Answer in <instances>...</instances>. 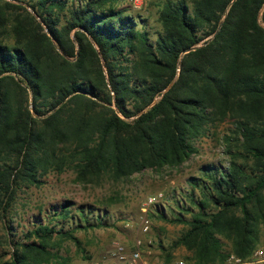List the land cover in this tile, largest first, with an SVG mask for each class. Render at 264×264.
<instances>
[{"label":"trees","instance_id":"16d2710c","mask_svg":"<svg viewBox=\"0 0 264 264\" xmlns=\"http://www.w3.org/2000/svg\"><path fill=\"white\" fill-rule=\"evenodd\" d=\"M76 1L0 0V38L14 40L0 44L1 197L10 203L51 169L93 182L177 167L210 126L229 121V167L203 165L204 178L187 179L201 199L191 191L198 211L171 220L188 226L173 247L192 264L247 258L264 225V0L166 2L155 37L145 19L113 7L121 0ZM70 205L52 216L67 218ZM56 226L27 232L5 264H48L54 235L79 245Z\"/></svg>","mask_w":264,"mask_h":264},{"label":"rangeland","instance_id":"374dc122","mask_svg":"<svg viewBox=\"0 0 264 264\" xmlns=\"http://www.w3.org/2000/svg\"><path fill=\"white\" fill-rule=\"evenodd\" d=\"M3 1L26 7L27 0ZM143 1L144 6L140 10H134L126 0L119 1L113 7L129 9L134 15L145 19L146 29L150 36L155 37V33L161 30L159 11L164 3L176 0ZM186 1L191 5L192 0ZM65 15L66 11L62 13V16ZM63 23L62 18L60 24ZM0 44L12 48L13 37L7 32L0 38ZM232 130L233 125L229 121L210 126L206 135L193 142L195 152L191 157L177 167L146 169L120 180L105 176L102 180L93 182L78 181L76 172L68 167L63 172L51 169L46 174L39 175L38 185L21 183L10 203L0 195V264L10 261L13 244L23 241L25 234L39 224L57 225L56 229L63 228L64 232L73 230V235L79 242L77 245L71 240H60L54 235L48 250L56 257L49 260L48 264H90L106 254L112 241L119 240L131 246L138 237L145 242L146 256L150 260L163 261L167 254L172 259L189 257L190 253L184 248L173 247L188 226L171 220L179 215L189 219L192 213L198 211L196 204L190 200L189 194L193 190L187 179L192 176L204 178L200 172L201 166L211 165L223 169L229 167L231 159L227 154L228 144L225 138L231 135ZM231 146L232 151L238 149L234 144ZM193 192L196 201H199L200 191L195 189ZM159 193L162 198L157 204L161 207L144 204L150 196ZM65 201L72 204L68 217L52 216L51 208L62 205ZM79 207L85 210L86 218L79 217ZM184 208L192 212H185ZM104 212L107 216L102 226H86L87 220L92 224L95 217L102 216ZM142 217L150 222V230L146 235L139 230ZM76 225H79L78 228ZM263 244L264 225H261L255 248ZM226 246V250H229L230 245L226 243Z\"/></svg>","mask_w":264,"mask_h":264},{"label":"built area","instance_id":"2783aa9c","mask_svg":"<svg viewBox=\"0 0 264 264\" xmlns=\"http://www.w3.org/2000/svg\"><path fill=\"white\" fill-rule=\"evenodd\" d=\"M130 7L134 10H140L144 6L143 0H126ZM162 198V194L150 196L145 205L149 206L157 204ZM146 212V209H142ZM139 230L146 235L150 230V222L146 217H142ZM145 242L138 237L130 246L119 240L112 241L106 254L90 264H192L185 259H172L170 261L150 260L146 256ZM223 264H264V244L258 246L247 258H241L235 254H229Z\"/></svg>","mask_w":264,"mask_h":264}]
</instances>
